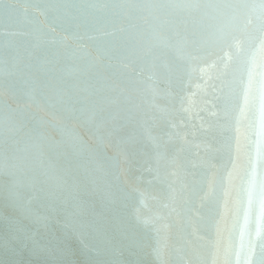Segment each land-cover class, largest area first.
<instances>
[{"label":"water","instance_id":"water-1","mask_svg":"<svg viewBox=\"0 0 264 264\" xmlns=\"http://www.w3.org/2000/svg\"><path fill=\"white\" fill-rule=\"evenodd\" d=\"M0 264H264V0H0Z\"/></svg>","mask_w":264,"mask_h":264}]
</instances>
